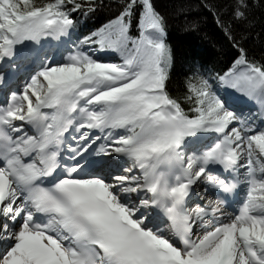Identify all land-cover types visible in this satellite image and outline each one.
Returning <instances> with one entry per match:
<instances>
[{
  "label": "snow or ice",
  "instance_id": "1",
  "mask_svg": "<svg viewBox=\"0 0 264 264\" xmlns=\"http://www.w3.org/2000/svg\"><path fill=\"white\" fill-rule=\"evenodd\" d=\"M0 264H264V0H0Z\"/></svg>",
  "mask_w": 264,
  "mask_h": 264
},
{
  "label": "trees",
  "instance_id": "2",
  "mask_svg": "<svg viewBox=\"0 0 264 264\" xmlns=\"http://www.w3.org/2000/svg\"><path fill=\"white\" fill-rule=\"evenodd\" d=\"M168 2V0H165ZM196 3L197 0H191ZM200 17L203 20L200 31H192L187 27L183 18H173L169 28V43L176 54V72L179 77L186 69L187 61L195 58L205 63L219 62L231 55V49L222 33L215 28L214 23L206 12L193 10L189 19ZM104 17L84 19L81 17V30L87 32L103 22ZM223 50V54L221 53Z\"/></svg>",
  "mask_w": 264,
  "mask_h": 264
}]
</instances>
